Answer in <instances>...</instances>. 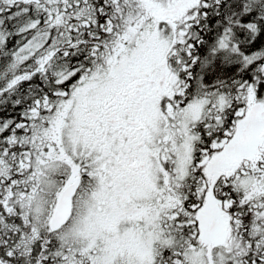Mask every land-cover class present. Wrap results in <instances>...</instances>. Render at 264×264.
<instances>
[{"label": "snow or ice", "instance_id": "snow-or-ice-1", "mask_svg": "<svg viewBox=\"0 0 264 264\" xmlns=\"http://www.w3.org/2000/svg\"><path fill=\"white\" fill-rule=\"evenodd\" d=\"M0 264H264V0H0Z\"/></svg>", "mask_w": 264, "mask_h": 264}]
</instances>
